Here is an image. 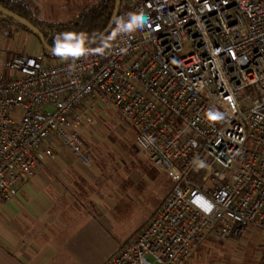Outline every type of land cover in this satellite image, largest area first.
Segmentation results:
<instances>
[{
  "label": "built area",
  "instance_id": "built-area-1",
  "mask_svg": "<svg viewBox=\"0 0 264 264\" xmlns=\"http://www.w3.org/2000/svg\"><path fill=\"white\" fill-rule=\"evenodd\" d=\"M112 28L49 61L11 57L0 201L50 157L52 138L89 164L82 133L110 109L135 132V159L171 186L106 264H189L206 240L264 236V0H120Z\"/></svg>",
  "mask_w": 264,
  "mask_h": 264
},
{
  "label": "crops",
  "instance_id": "crops-1",
  "mask_svg": "<svg viewBox=\"0 0 264 264\" xmlns=\"http://www.w3.org/2000/svg\"><path fill=\"white\" fill-rule=\"evenodd\" d=\"M33 44L35 56L42 58L41 45L36 39ZM6 73L0 68V74ZM96 111L95 125L82 133L89 164L52 138L43 147L50 157L43 155L6 201H0V264H106L119 250L110 237V210L117 198H128V187L110 186V144L117 142L110 139V109ZM132 144L136 151L134 139ZM135 151L133 161L153 180L165 176L139 163ZM123 155L131 161L125 151Z\"/></svg>",
  "mask_w": 264,
  "mask_h": 264
},
{
  "label": "rangeland",
  "instance_id": "rangeland-1",
  "mask_svg": "<svg viewBox=\"0 0 264 264\" xmlns=\"http://www.w3.org/2000/svg\"><path fill=\"white\" fill-rule=\"evenodd\" d=\"M95 1L97 0H38L39 5L31 7V16L41 21L66 22L77 16L85 5ZM4 23L6 22L0 15V68L8 72L10 59L14 54L36 55V46L33 44L36 38L18 26L9 23L4 26ZM184 48L189 49L188 45H184ZM41 51L42 57L49 61L51 54L43 47ZM106 113L110 117V139L117 142L110 144V186L120 183L128 187V198H117L115 207L110 210V237L113 244L121 248L136 234L137 228L144 225L154 209L163 203L170 184L165 176H158L153 180L144 172L145 167L139 168L135 164L132 157L135 151L132 144L135 132L125 125L116 111ZM86 145L88 144L85 143L84 151ZM124 151L131 161L123 160ZM140 225L142 226L139 227ZM263 245L264 236L257 232L245 233L238 240H206L189 264H257Z\"/></svg>",
  "mask_w": 264,
  "mask_h": 264
},
{
  "label": "trees",
  "instance_id": "trees-1",
  "mask_svg": "<svg viewBox=\"0 0 264 264\" xmlns=\"http://www.w3.org/2000/svg\"><path fill=\"white\" fill-rule=\"evenodd\" d=\"M115 0H97L90 5H85L72 20L66 22L41 21L31 16L32 5L27 0H0V6L5 10L15 14L21 19L28 21L42 34L43 47L39 39L27 28L10 18L0 15L4 22L22 28L33 35L40 43L41 47L51 54V59L59 56L58 46L67 45L73 49L83 48L97 40L103 31L108 27ZM6 23L3 25L5 26ZM3 26V27H4ZM113 31L111 27L105 36L108 38Z\"/></svg>",
  "mask_w": 264,
  "mask_h": 264
},
{
  "label": "water",
  "instance_id": "water-1",
  "mask_svg": "<svg viewBox=\"0 0 264 264\" xmlns=\"http://www.w3.org/2000/svg\"><path fill=\"white\" fill-rule=\"evenodd\" d=\"M119 5H120V0H115V4H114V8H113V12H112V16H111L110 23H109L108 27L105 29V31L102 32V34L100 35V37L97 40H95L93 43H91V44H89V45H87V46H85L83 48H79L78 51H76V52L82 51V50H84V49H86V48L94 45L95 43H97L99 40H101L105 36V34L109 31V29L113 25V21H114L116 15H117V12H118V9H119ZM0 13L2 15H4V16L10 18L13 21H15L17 23H20L22 26H24L25 28H27L28 30H30L39 39V41L42 43L43 47H46L45 44H44V40H43L42 34L38 31V29H36L28 21L19 18L18 16H16L15 14H13V13L5 10L1 6H0ZM56 53H58V54H67L69 52L60 51V52H56Z\"/></svg>",
  "mask_w": 264,
  "mask_h": 264
},
{
  "label": "clouds",
  "instance_id": "clouds-1",
  "mask_svg": "<svg viewBox=\"0 0 264 264\" xmlns=\"http://www.w3.org/2000/svg\"><path fill=\"white\" fill-rule=\"evenodd\" d=\"M57 51L58 52L65 51V52H69V53H75L76 51H78V48L77 49H73V48H71V47H69L67 45H61V46H58ZM202 209L205 212H210L211 211V205L203 204L202 205Z\"/></svg>",
  "mask_w": 264,
  "mask_h": 264
}]
</instances>
